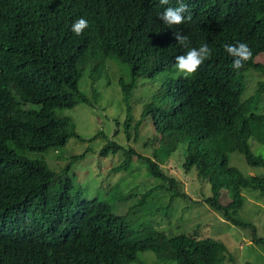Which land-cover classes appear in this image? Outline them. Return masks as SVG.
I'll return each mask as SVG.
<instances>
[{"label":"trees","instance_id":"1","mask_svg":"<svg viewBox=\"0 0 264 264\" xmlns=\"http://www.w3.org/2000/svg\"><path fill=\"white\" fill-rule=\"evenodd\" d=\"M184 3L191 19L185 13L183 24L169 28L157 14L177 0H0V264H145L137 257L143 250L177 264L232 262L226 244L214 237L131 227L107 201L73 193L70 180L37 154L78 137L71 117L58 111L87 102L77 86L87 63L95 76L112 55L128 62L133 80L120 81L128 101L137 75L172 71L175 57L186 51L176 43L175 29L189 37L188 47L206 42L212 54L193 75L160 80L141 111L151 132L147 140L158 143L163 158L183 143L182 170H193L211 186L206 205L235 225L251 227V240L264 244L255 224L239 215L244 189L264 197V154L249 144L250 137L264 140V113L242 98L246 72H264L256 58L264 51V0ZM80 17L88 27L76 35L71 24ZM237 42L252 51L238 71L223 48ZM256 95L264 97V81ZM119 148L108 140L100 153ZM234 150L263 173L244 175L230 165ZM132 154L149 176L169 182L170 199L186 196L160 162L132 148L115 169L129 165Z\"/></svg>","mask_w":264,"mask_h":264},{"label":"rangeland","instance_id":"2","mask_svg":"<svg viewBox=\"0 0 264 264\" xmlns=\"http://www.w3.org/2000/svg\"><path fill=\"white\" fill-rule=\"evenodd\" d=\"M256 58L264 63V51ZM89 69L87 63L77 82L87 102L58 111L71 117L78 137L70 135L64 145L37 154L51 169L70 180L73 193L79 192L86 199L107 201L113 212L123 215L133 228L154 226L167 232L211 236L222 240L233 256L232 262L226 264H264V244L251 240V227L235 225L206 205L205 197L212 195L209 182L198 179L193 170H182L183 143L163 158L161 150L156 149L158 143L147 140L151 132L144 125L147 118L140 121L142 108L163 77L179 73L176 67L150 78L137 75L128 101L124 100L120 85L121 80L128 83L133 80L128 62L112 55L97 75L90 76ZM245 75L242 98H249L253 107H261L254 112L264 113V97H254L258 82L264 81V72L249 69ZM108 140L116 141L120 148L102 155L100 150ZM249 144L254 153L264 154V140L250 137ZM129 148L160 162L163 172L178 181L177 189L186 196L174 195L170 199L169 182L149 176L144 162L135 154L129 165L115 169ZM229 162L244 175L263 173L262 167L249 165L243 152L238 150L230 152ZM242 193L245 200L239 215L252 221L257 234L264 237V197L251 189H244ZM220 198L224 202L228 200L226 191H222ZM137 257L145 264H177L172 259L158 258L151 250L140 251Z\"/></svg>","mask_w":264,"mask_h":264},{"label":"clouds","instance_id":"3","mask_svg":"<svg viewBox=\"0 0 264 264\" xmlns=\"http://www.w3.org/2000/svg\"><path fill=\"white\" fill-rule=\"evenodd\" d=\"M161 5H167L169 0H159ZM185 13H188L187 19H191L188 5L184 0H177L176 7H166L157 14L158 19L169 28H174L176 25H181L185 22ZM88 27V21L80 17L74 20L71 24V31L76 35H81L84 29ZM173 36L176 43L186 49L183 54L175 57V67L178 72L188 77L197 72L200 65L210 58L212 52L208 44L205 42L199 47H188L189 37L182 31L175 29ZM224 51L232 57L231 67L233 70H240L244 63L251 59L252 51L246 43L237 42L236 44L225 43L223 45Z\"/></svg>","mask_w":264,"mask_h":264}]
</instances>
